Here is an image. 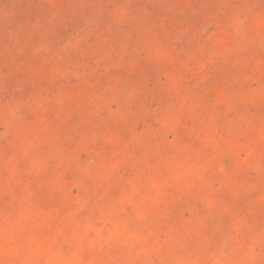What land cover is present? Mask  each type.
Wrapping results in <instances>:
<instances>
[{"label":"rangeland","instance_id":"rangeland-1","mask_svg":"<svg viewBox=\"0 0 264 264\" xmlns=\"http://www.w3.org/2000/svg\"><path fill=\"white\" fill-rule=\"evenodd\" d=\"M0 264H264V0H0Z\"/></svg>","mask_w":264,"mask_h":264},{"label":"trees","instance_id":"trees-1","mask_svg":"<svg viewBox=\"0 0 264 264\" xmlns=\"http://www.w3.org/2000/svg\"><path fill=\"white\" fill-rule=\"evenodd\" d=\"M94 1H97V0H91V3H93Z\"/></svg>","mask_w":264,"mask_h":264}]
</instances>
